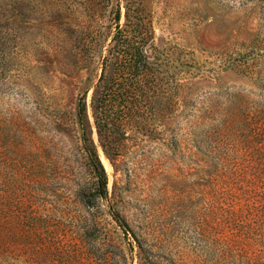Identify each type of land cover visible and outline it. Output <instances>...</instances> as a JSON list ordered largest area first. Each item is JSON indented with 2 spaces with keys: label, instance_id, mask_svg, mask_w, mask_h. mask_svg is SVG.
Here are the masks:
<instances>
[{
  "label": "rangeland",
  "instance_id": "374dc122",
  "mask_svg": "<svg viewBox=\"0 0 264 264\" xmlns=\"http://www.w3.org/2000/svg\"><path fill=\"white\" fill-rule=\"evenodd\" d=\"M0 264H264V0H0Z\"/></svg>",
  "mask_w": 264,
  "mask_h": 264
},
{
  "label": "trees",
  "instance_id": "16d2710c",
  "mask_svg": "<svg viewBox=\"0 0 264 264\" xmlns=\"http://www.w3.org/2000/svg\"><path fill=\"white\" fill-rule=\"evenodd\" d=\"M132 11V10H131ZM135 17V16H134ZM129 26H132V29L128 27L127 31L128 33L132 32L135 27V36L137 39L140 40L141 34H142V27H140V24L136 22H131L129 19ZM122 29H118V33L123 35L121 32ZM128 47V46H125ZM123 49V50H122ZM116 51V50H115ZM119 51L124 52L125 48L119 49ZM130 53H132V62H122L119 64V66L112 71V69H109V73L111 74L110 77H106V69L103 70V75L99 81V83L94 87L93 89V95H92V116L94 119V124L97 129V133L101 140H104V142L107 143L109 148H113L115 151L118 150L119 144L116 142V130H119V126L113 123L114 115L113 111L116 107H118L119 115L121 121H128L129 119L133 118L136 113L139 110L140 105H137V95L138 91L135 88H127L122 87L118 91L117 88L114 86L115 78H113V75L120 76V74H125L126 72L130 75L128 71H134L139 70V72L144 71V67L140 68L139 64H136L134 67V62L137 58V56L141 55V47H131ZM108 60H105V68L108 66ZM131 71V73H132ZM136 73V72H135ZM126 82V79H125ZM119 100V102H117ZM79 123L81 125V129L83 131V137L86 142V131L87 128L90 125V119L87 112V104L86 102H81L79 105ZM116 118V119H119ZM96 161V167L97 170L100 171L99 174V193L102 197L107 196V184H108V176L98 159V157H95Z\"/></svg>",
  "mask_w": 264,
  "mask_h": 264
}]
</instances>
